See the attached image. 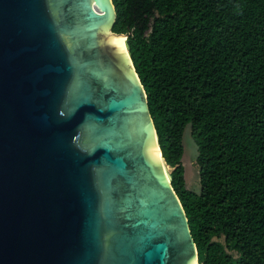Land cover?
<instances>
[{
    "label": "water",
    "instance_id": "water-1",
    "mask_svg": "<svg viewBox=\"0 0 264 264\" xmlns=\"http://www.w3.org/2000/svg\"><path fill=\"white\" fill-rule=\"evenodd\" d=\"M115 17L0 0V264H200Z\"/></svg>",
    "mask_w": 264,
    "mask_h": 264
},
{
    "label": "trees",
    "instance_id": "trees-1",
    "mask_svg": "<svg viewBox=\"0 0 264 264\" xmlns=\"http://www.w3.org/2000/svg\"><path fill=\"white\" fill-rule=\"evenodd\" d=\"M112 2L198 262L264 264V0ZM187 125L199 190L180 163Z\"/></svg>",
    "mask_w": 264,
    "mask_h": 264
},
{
    "label": "rangeland",
    "instance_id": "rangeland-1",
    "mask_svg": "<svg viewBox=\"0 0 264 264\" xmlns=\"http://www.w3.org/2000/svg\"><path fill=\"white\" fill-rule=\"evenodd\" d=\"M183 144V156L181 160V165L184 170V180L185 186L193 190H199V175H198V166L195 160L196 157V145L193 142L190 135V127L187 125L183 132L182 137ZM170 171V167L168 168ZM219 240L223 241V237H220Z\"/></svg>",
    "mask_w": 264,
    "mask_h": 264
},
{
    "label": "bare ground",
    "instance_id": "bare-ground-1",
    "mask_svg": "<svg viewBox=\"0 0 264 264\" xmlns=\"http://www.w3.org/2000/svg\"><path fill=\"white\" fill-rule=\"evenodd\" d=\"M121 38H122V42H123V37L121 36Z\"/></svg>",
    "mask_w": 264,
    "mask_h": 264
}]
</instances>
